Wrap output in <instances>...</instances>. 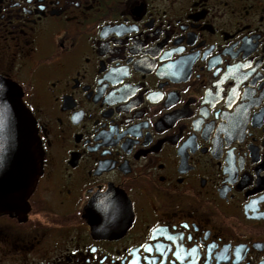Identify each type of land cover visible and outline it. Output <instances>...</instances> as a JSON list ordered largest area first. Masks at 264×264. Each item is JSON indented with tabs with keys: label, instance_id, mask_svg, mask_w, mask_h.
<instances>
[{
	"label": "flooded vegetation",
	"instance_id": "1",
	"mask_svg": "<svg viewBox=\"0 0 264 264\" xmlns=\"http://www.w3.org/2000/svg\"><path fill=\"white\" fill-rule=\"evenodd\" d=\"M0 76L42 162L0 264H264V0H0Z\"/></svg>",
	"mask_w": 264,
	"mask_h": 264
},
{
	"label": "water",
	"instance_id": "2",
	"mask_svg": "<svg viewBox=\"0 0 264 264\" xmlns=\"http://www.w3.org/2000/svg\"><path fill=\"white\" fill-rule=\"evenodd\" d=\"M41 169L33 117L17 85L0 76V216L25 211Z\"/></svg>",
	"mask_w": 264,
	"mask_h": 264
}]
</instances>
